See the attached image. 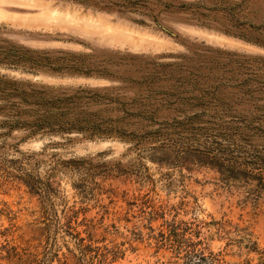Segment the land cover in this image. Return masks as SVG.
<instances>
[{
    "label": "rangeland",
    "instance_id": "374dc122",
    "mask_svg": "<svg viewBox=\"0 0 264 264\" xmlns=\"http://www.w3.org/2000/svg\"><path fill=\"white\" fill-rule=\"evenodd\" d=\"M165 3L188 11H165ZM135 4L120 13L72 0H0V58L15 48L79 57L104 73L34 74L0 64V75L104 90L152 113L142 121L149 134L131 141L0 129V164L35 154L34 175L52 186L43 200L0 171V264H264V194L247 198L191 164L214 140L177 126L194 116L195 126L216 123V111L219 121L264 125V47L224 32L255 27L264 37V0ZM191 95L199 101H187ZM172 227L177 242L187 240L181 248L189 244L202 258H178L167 239ZM249 235L255 251L245 248Z\"/></svg>",
    "mask_w": 264,
    "mask_h": 264
},
{
    "label": "trees",
    "instance_id": "16d2710c",
    "mask_svg": "<svg viewBox=\"0 0 264 264\" xmlns=\"http://www.w3.org/2000/svg\"><path fill=\"white\" fill-rule=\"evenodd\" d=\"M72 1L85 7L114 10L120 13L133 12L136 5L135 0ZM165 11L187 12L188 8H174L171 4L165 3ZM257 30L258 28L250 27L247 33H236L225 27L224 32L264 47L263 33ZM0 64L11 69L23 67L34 74H37V71L60 76L69 74L88 77L104 74L95 67L85 64L79 57H29L16 48L4 52ZM22 64L29 66L24 67ZM197 99L196 96L191 95L187 101L198 102ZM113 104L116 107H106ZM129 108H133L132 104L121 102L117 96H111L104 90L87 87L58 90L43 84L9 79L5 75H0V117L4 119L0 121V129L6 130L3 134L5 136L13 130H25L29 137L79 133L90 138L116 136L122 140H139V133L149 134L145 131L146 125L142 121H149L152 113H149L146 107L137 111ZM118 111L123 116L111 115ZM220 112L216 111L214 114L212 112V118L217 119L216 123H208L203 127L193 125V121L199 119L198 116L177 122V126L182 130L190 129L206 134L208 136L205 137L214 140L200 157L190 162L198 167L212 170L226 187L232 185L243 189L247 198L258 199L264 194V144L258 141L264 138V125L244 123L239 119L219 121L223 116ZM229 112L230 109L225 110V114H231ZM262 115L264 116V112ZM240 116L238 114V117ZM235 117L237 116L232 115V118ZM133 118L139 121L134 123L131 121ZM36 158L35 154L22 156L18 160L9 161L10 166L0 164V171L4 179L22 182L31 193L39 195L44 200L52 192V186L34 175L39 163ZM61 164L66 166L76 163L66 161ZM177 238H180V235L172 227L167 239L178 258L180 256L181 259L202 258L197 251L189 250V244L182 249L187 240L177 242ZM243 240L245 248L250 251L256 250V244L251 241L250 235ZM79 241L81 245L83 240Z\"/></svg>",
    "mask_w": 264,
    "mask_h": 264
}]
</instances>
